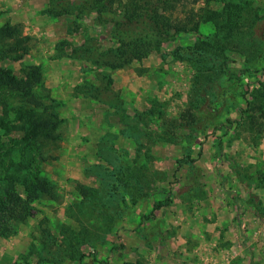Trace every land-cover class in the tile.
Segmentation results:
<instances>
[{"label": "rangeland", "instance_id": "1", "mask_svg": "<svg viewBox=\"0 0 264 264\" xmlns=\"http://www.w3.org/2000/svg\"><path fill=\"white\" fill-rule=\"evenodd\" d=\"M1 69L0 264H264V0H0Z\"/></svg>", "mask_w": 264, "mask_h": 264}, {"label": "trees", "instance_id": "2", "mask_svg": "<svg viewBox=\"0 0 264 264\" xmlns=\"http://www.w3.org/2000/svg\"><path fill=\"white\" fill-rule=\"evenodd\" d=\"M180 1L182 0H161V5L164 7V9L168 10L170 7H175V5H177V3ZM227 6L229 7V5H226L225 9L222 11H208L204 15V19L216 21L217 18L224 14ZM166 29H168V27ZM0 71L1 73L7 74L6 80L3 81L5 82V84H9V86H13L18 89L28 88L29 85H26L25 81L22 82L18 80L14 75L8 72V70L1 69ZM8 177L9 187L11 188V190L6 193H4V189L0 190L1 193H4L3 196L0 197V235L6 237L14 233V223L26 220L27 216L30 215L32 209L29 204V200L24 199L17 193L15 188L16 179L14 175Z\"/></svg>", "mask_w": 264, "mask_h": 264}, {"label": "crops", "instance_id": "3", "mask_svg": "<svg viewBox=\"0 0 264 264\" xmlns=\"http://www.w3.org/2000/svg\"><path fill=\"white\" fill-rule=\"evenodd\" d=\"M242 256H243V255H242ZM241 261H242V260H239V259H238L237 262H235V264H239V263H241ZM194 264H202V263H201L200 261H197V262H195ZM211 264H219V263H216V262H213V263H212V262H211ZM226 264H229V262H227Z\"/></svg>", "mask_w": 264, "mask_h": 264}]
</instances>
